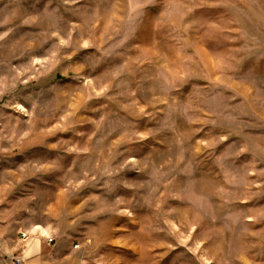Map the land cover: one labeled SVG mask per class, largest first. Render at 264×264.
Wrapping results in <instances>:
<instances>
[{"label": "rangeland", "instance_id": "1", "mask_svg": "<svg viewBox=\"0 0 264 264\" xmlns=\"http://www.w3.org/2000/svg\"><path fill=\"white\" fill-rule=\"evenodd\" d=\"M37 237L264 264V0H0V241Z\"/></svg>", "mask_w": 264, "mask_h": 264}, {"label": "crops", "instance_id": "2", "mask_svg": "<svg viewBox=\"0 0 264 264\" xmlns=\"http://www.w3.org/2000/svg\"><path fill=\"white\" fill-rule=\"evenodd\" d=\"M0 249L8 256H12V260L19 256L25 264H31L33 261L39 263L49 262L50 242L43 238H28L23 241L12 242L7 239L0 241ZM16 253V254H15Z\"/></svg>", "mask_w": 264, "mask_h": 264}, {"label": "built area", "instance_id": "3", "mask_svg": "<svg viewBox=\"0 0 264 264\" xmlns=\"http://www.w3.org/2000/svg\"><path fill=\"white\" fill-rule=\"evenodd\" d=\"M23 236H24V237H27V233H23ZM48 240H49L50 242H52V241H53V238H52V237H49ZM14 262H15L16 264H23V263H24L23 259H22L21 257H19V256H16V257L14 258Z\"/></svg>", "mask_w": 264, "mask_h": 264}]
</instances>
